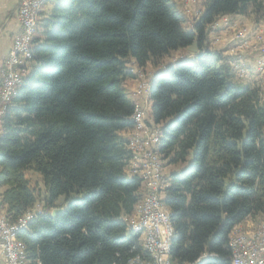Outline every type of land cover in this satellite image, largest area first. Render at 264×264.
I'll return each mask as SVG.
<instances>
[{
  "label": "trees",
  "instance_id": "1",
  "mask_svg": "<svg viewBox=\"0 0 264 264\" xmlns=\"http://www.w3.org/2000/svg\"><path fill=\"white\" fill-rule=\"evenodd\" d=\"M221 16L264 22V0H206L191 30L172 0H55L40 19L30 73L0 134L10 222L43 202L18 230L31 264H128L143 254L129 225L147 189L126 174L132 155L122 132L133 129L137 105L125 81L134 75L128 65L145 70L178 50L193 60L165 67L149 86L162 165H187L166 176L171 259L231 264L233 228L264 218V101L207 44Z\"/></svg>",
  "mask_w": 264,
  "mask_h": 264
},
{
  "label": "built area",
  "instance_id": "2",
  "mask_svg": "<svg viewBox=\"0 0 264 264\" xmlns=\"http://www.w3.org/2000/svg\"><path fill=\"white\" fill-rule=\"evenodd\" d=\"M187 5L198 3L199 0H185ZM189 14L193 16V25L199 20L200 8L194 13ZM33 16H35V0H19L18 17L21 24V31L16 35L13 41V46L10 51L16 47H23V54L32 46H25V38L27 28H33ZM41 18V17H40ZM220 20H230V28L224 30H236L238 26L231 22L229 16H221ZM219 26V27H218ZM222 25L214 24L212 27L220 28ZM194 27V26H193ZM232 38V37H231ZM231 42H238V54H230L228 59L231 66L234 67L237 77L243 80V72L239 71V63H232V56H240V63L247 62L244 59V54L249 53L256 57V68L264 75V25L263 28L251 30H236ZM20 58V57H18ZM18 58H10V53L6 58L2 70L0 72V115L2 114L3 106L7 101V89H13V78L15 75V67ZM31 63L29 68L31 67ZM132 67V65L130 64ZM27 71V70H26ZM139 75L140 74L138 71ZM140 94V90L138 91ZM142 122V133L139 137H129L128 140L133 142L141 150V161L135 164L132 175L141 174V165H148L147 178V193L144 196V204H146L145 216H138V212L133 216H138V223L133 225H144L150 229V239H147V244L150 247H155L158 264H171V262L162 261L161 249L166 248L167 245V231L163 227V218L168 216V211H162L159 208V200L164 197V183L166 178L163 175L162 164H154L152 159L151 141L153 132L158 131L154 129L148 120V112L142 108L141 113H137ZM41 209L33 208L27 213V218H32ZM125 220H129V217ZM19 227H23L21 224ZM18 227H11V222L6 216V208L0 202V256L5 264H23V257L21 252L17 249V238L14 236V229ZM229 238H237L238 244V258H231V264H264V224L254 233H243L237 229V225L232 230ZM141 264H145L142 263Z\"/></svg>",
  "mask_w": 264,
  "mask_h": 264
},
{
  "label": "rangeland",
  "instance_id": "3",
  "mask_svg": "<svg viewBox=\"0 0 264 264\" xmlns=\"http://www.w3.org/2000/svg\"><path fill=\"white\" fill-rule=\"evenodd\" d=\"M19 1V0H18ZM47 1L48 0H43L42 1V4H41V6H40V9H39V14H38V19H37V23H36V28H35V33H34V35H33V39H32V45H34L35 46V44H34V36L36 35V33H37V29H38V24H39V22H40V17L42 16V14H43V10H44V7H45V5H46V3H47ZM179 2H180V4H179ZM206 2V0H199V2L198 3H195V4H190V5H187V3H186V1L185 0H178V3H175V5H176V7H177V9L179 10V12L181 13V15H182V17H183V19H184V27L186 28V29H188V30H191V29H194L193 28V16L191 15V14H189V10L187 9V7L190 9V13H194L196 10H198L199 8H200V15H199V18H200V16L203 14V11H204V3ZM177 4H178V6H177ZM239 17H246V21H247V23L246 22H244V21H242V22H237V21H235V20H233V17H229V19H231V22H233V23H236L238 26L236 27V30H241V29H243V30H250V29H257V28H263V25H264V22H259V23H256L255 21H254V19H253V17L252 16H239ZM248 18V19H247ZM253 22V23H255L256 24V26H258V27H256V28H252V26L250 25V23H248V22ZM220 24V25H222L220 28H214V27H212L214 24ZM212 26H211V30H210V33H209V36H208V41H207V44L209 45V47L213 50V51H215L218 55H220L221 56V58H222V61H223V63H227V64H229V66L232 68V70L234 71V74L236 75V73H235V70H234V67L233 66H231V64H230V62H228V59H225V57H227V56H224V55H222V53H221V49H224L223 48V46L224 45H226L227 44V42H230L231 41V39L234 37V33H235V31L236 30H224V29H229L230 28V21L228 20V24H226L224 27H223V24H222V21L220 20V19H218L217 20V22L216 23H214ZM219 27V26H218ZM20 31H21V28H20ZM19 31V32H20ZM18 32V33H19ZM17 35V34H16ZM16 36H14V38H15ZM232 37V38H231ZM14 38H13V41H14ZM12 41V42H13ZM238 43V42H237ZM12 46H13V43H12ZM237 49H238V44H237ZM13 51V50H12ZM32 53H33V50L31 51ZM9 53H11V51L9 52ZM246 54H249V53H246ZM246 54H244V59H246V61L249 63V61H250V58H249V56H246ZM229 55V54H228ZM252 55V54H251ZM230 56V55H229ZM8 57V56H7ZM6 57V58H7ZM231 57V56H230ZM237 57H239V56H237ZM248 57V58H247ZM193 58H194V55H190L186 50H182L181 52H177V53H175L174 54V52H172L171 54H169L168 56H166L165 58H163L162 59V61L160 62V64L159 65H154L153 66V64H151V66H149L148 68H146L145 70H143V69H141V68H138L137 66H135V65H133V64H131L132 65V67L130 66V65H128V70L127 71H129L130 73H133L134 75H133V77H131V78H133V85H129V84H126L125 83V85H126V87L128 88V90H129V94H130V97H131V99L136 103V105H137V109H136V114L137 113H141L142 112V108L144 109V110H146L147 112H148V120H150V116H149V112H150V109H151V105H152V103H151V101H150V87H151V83H152V80H153V76H154V74H156L157 72H162V71H164V68L165 67H167V66H169V65H171V64H173V63H175V62H177V61H179V60H181V59H189V60H193ZM6 60V59H5ZM5 60H4V62H5ZM4 62H3V64H2V66L0 67V72H1V70H2V67H3V65H4ZM234 62H237V61H234ZM32 64V63H31ZM148 66V65H147ZM30 69H31V67H30ZM138 71L140 72V74H144L143 76L142 75H139V73H138ZM250 71H251V68H250ZM246 74L245 75H247V76H244V78H243V80H241V79H239L238 77H237V75H236V77H237V79L238 80H240V81H243V82H246V83H249V84H251V85H253V86H255V87H259L261 90H262V99H263V101H264V77H263V79L262 80H259V79H256V78H254V76L256 75V74H253L252 73V71H251V77H250V79H247L248 78V72H247V70H246V72H245ZM261 73V72H260ZM264 76V75H263ZM20 83H15L14 85H13V89H12V91H11V95H10V97L7 99V100H9V101H7V103H6V105L5 106H3V109L5 108V107H9V105L11 104V102H12V98H14L16 95H17V92H18V88L21 86V85H19ZM150 86V87H149ZM140 90V94H139V91ZM141 103V104H140ZM2 109V110H3ZM6 111H7V109H6ZM6 111H5V113H6ZM5 113L3 114V119L0 121V133H1V131H2V127H3V123H4V116H5ZM135 114V113H134ZM139 118V117H138ZM133 120V119H132ZM151 121V120H150ZM151 126H153V128L154 129H158V131H156V132H153V134H152V137H153V135L154 134H156V135H159V136H161V130L159 129V127H157V126H155V125H153V124H151ZM131 132V133H130ZM141 133H142V125L141 126H139V125H137V126H135V123H134V127H133V129L131 130V131H128V137L127 138H129V137H133V136H137V137H139L140 135H141ZM129 141L130 140H128V143H129ZM159 141V140H158ZM152 142L151 141V149H152V153H153V155H155L156 157H157V160H158V162H159V164H162V161H161V159H160V156L158 155V153H157V151H156V147H157V145H158V143L159 142ZM154 150V151H153ZM129 166H133V164L131 163V159H130V161H129V163H128V165L126 166V171H128L129 170ZM163 166V165H162ZM187 165H185V164H179V165H165V166H163V171H162V173H163V175L165 176V178H166V176H168L170 173H172V172H174V171H180V170H182V169H184L185 167H186ZM135 177H137V178H139V179H141L142 181H143V183L145 184V186L147 187V183H145L144 182V180L142 179V178H140L139 176H135ZM165 187H168V182H167V180H166V182L164 183V188ZM164 197H165V192H164ZM163 197V198H164ZM164 201H165V198H164ZM0 202H1V199H0ZM166 202V201H165ZM63 203H64V198H61L60 200H58V202H57V204L58 205H63ZM2 204V203H1ZM166 204V203H165ZM166 206H167V209H170L169 208V206L166 204ZM35 209H36V211H37V209H41V210H43V202H38L36 205H35V207H34ZM58 208V207H57ZM137 210V209H136ZM53 211V210H52ZM171 211V210H170ZM135 213H136V211H135ZM135 213L133 214V215H135ZM26 214V213H25ZM24 214V215H25ZM6 215H7V212H6ZM23 215V216H24ZM132 215V216H133ZM171 216H172V214H171ZM131 217V216H130ZM23 219H25L26 220V222H22L21 223V221L23 220ZM30 219L31 218H27V214L19 221V223L18 224H15L16 226H18V228H19V226L21 225V224H23L24 226L23 227H26V225L29 223V221H30ZM247 219H251V218H247ZM246 219V220H247ZM246 220H244V221H246ZM242 222V223H240V224H238V226H239V230H240V232H243V233H254V232H257L260 228H261V226L264 224V218H258V219H256V220H254V219H252V220H250V221H246V222ZM22 227V228H23ZM22 228H20V229H22ZM234 229V228H233ZM231 234V233H230ZM230 237V236H229ZM22 242V241H21ZM23 243V242H22Z\"/></svg>",
  "mask_w": 264,
  "mask_h": 264
},
{
  "label": "bare ground",
  "instance_id": "4",
  "mask_svg": "<svg viewBox=\"0 0 264 264\" xmlns=\"http://www.w3.org/2000/svg\"><path fill=\"white\" fill-rule=\"evenodd\" d=\"M42 1L43 0H35V16H33V28H27V31H26L25 46H32V47L29 48L28 50H26L24 55H22L23 54V47H16L10 53V58L20 57V58H18L17 65L15 67V75L13 78V85L15 83H20L19 85H21L25 76L30 73L31 69L29 68V65H30V62L32 61V55H33V53L31 51L34 48V45H32V39H33V35L35 33L39 9H40V6L42 4ZM239 71L243 72V74L245 75L246 74L245 73L246 67H240L239 66ZM11 91H12V89H7V99L10 97ZM6 109H8V108L5 107L2 110V114L0 115V121L3 119V114L5 113ZM136 115L137 114H135L133 117L135 126H137V125L141 126L142 122H141L140 118L136 117ZM133 137H137V136H133ZM158 140H159V136L154 134L152 137V142H157ZM128 148L131 151V155H132L131 163L133 164V166H129L130 168L128 171H126V174L130 175V176H136L137 175V176L141 177L145 183H147V178L145 175H148V165H141V174L132 175V173H129V172L133 171L135 164H137L141 161V150L137 146H134L133 142H130V141L128 143ZM152 159L154 160V164H159L157 157L155 155H153V153H152ZM159 208L162 211H168V216H164V218H163V227H164V229H166L168 235H167L166 248L161 249L162 261L171 262V264H176V263H173V261L171 259V241L175 235V230L171 224V213H170L169 209H167V206L165 204L163 197L160 198V200H159ZM136 212H138V216H145L146 204H144V200H143V203L137 208ZM138 216H131L130 221H129V225H130L131 230H133L135 233H138L140 235V238H141L140 239V246H141V249L143 251V254L134 256L133 258H131L128 261V264H141V262L145 263V264H158V256H157V252H156L155 247H150V245L147 244V239H150V229L146 228V226H144V225H133V223H138ZM22 222H26V220L23 219L21 221V223ZM239 226L237 225V229H239ZM11 227H18V226L11 223ZM18 230H19V228L14 229V236H16V238H17V249H19V252H21V257H23V264H31L23 244L18 240ZM229 246H230L231 251H232L231 258H238L237 238H229Z\"/></svg>",
  "mask_w": 264,
  "mask_h": 264
},
{
  "label": "crops",
  "instance_id": "5",
  "mask_svg": "<svg viewBox=\"0 0 264 264\" xmlns=\"http://www.w3.org/2000/svg\"><path fill=\"white\" fill-rule=\"evenodd\" d=\"M54 2H55V0H52L51 2L46 3L44 10H43V14L41 16V19L50 14L51 9L53 8ZM172 2L178 3V0H172ZM179 4H180V2H179ZM18 5H19L18 0H0V67L2 66L6 57L9 55V52L12 48V43H13L12 41H13L14 36H16V34H18V32L20 31V28H21L20 20L18 17ZM177 6H178V4H177ZM245 19H246V17H239V16L233 17V20H235L237 22L244 21L247 23V21ZM248 23H250L252 28L258 27L252 21L251 22L249 21ZM222 24L224 27L226 24H228V20H222ZM237 44H238L237 42H231L230 41V42H227V44L223 46L224 49H221V53H222V55L227 56V57H225V59L230 58V56L228 55L229 52H230V54H238ZM181 51L182 50L175 51L174 54L177 52H181ZM246 56H249V58H250L249 63L248 62L240 63V56L239 57L232 56V58H231L232 63H239L240 67H246V70L248 72V78L247 79H250L251 71H252L253 74H256L254 76V78L262 80L264 77L263 74L260 73V70H257V68L255 67L256 66V64H255L256 57L254 55H251V54H246ZM234 61H237V62H234ZM149 66H151V63L148 64L147 68ZM250 68H251V71H250ZM125 83L129 84L130 86L133 85V78H131V77L127 78ZM122 135L128 137L127 136L128 131L122 132ZM5 190H6V187L0 186V199H2V194ZM250 220H252V219H247L246 221L248 222ZM246 221H244V222H246ZM0 264H5L4 261L2 260L1 256H0Z\"/></svg>",
  "mask_w": 264,
  "mask_h": 264
},
{
  "label": "water",
  "instance_id": "6",
  "mask_svg": "<svg viewBox=\"0 0 264 264\" xmlns=\"http://www.w3.org/2000/svg\"><path fill=\"white\" fill-rule=\"evenodd\" d=\"M187 50H188L189 52L193 53V54H198V53H200V48H199V42H198V39H196V40L194 41V43H193L191 46H189V47L187 48ZM67 209H68V204L65 205L64 207H61V208H55V209H53V211L51 212V217H52L53 219H56L58 215H61V214L65 213V212L67 211Z\"/></svg>",
  "mask_w": 264,
  "mask_h": 264
}]
</instances>
